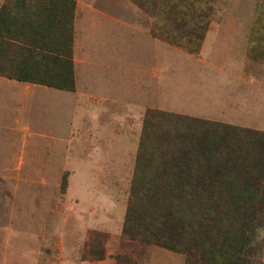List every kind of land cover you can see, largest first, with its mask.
I'll return each mask as SVG.
<instances>
[{
    "label": "rangeland",
    "instance_id": "1",
    "mask_svg": "<svg viewBox=\"0 0 264 264\" xmlns=\"http://www.w3.org/2000/svg\"><path fill=\"white\" fill-rule=\"evenodd\" d=\"M153 1L76 0L80 93L39 84L21 112L0 97V264H190L123 232L143 120L160 109L264 130V0L205 1L202 35ZM258 240L263 261L264 229Z\"/></svg>",
    "mask_w": 264,
    "mask_h": 264
},
{
    "label": "trees",
    "instance_id": "2",
    "mask_svg": "<svg viewBox=\"0 0 264 264\" xmlns=\"http://www.w3.org/2000/svg\"><path fill=\"white\" fill-rule=\"evenodd\" d=\"M207 0H160L155 11L207 30ZM76 0H4L0 75L75 91ZM67 178H64V181ZM264 130L147 110L123 222L126 236L156 241L190 264H264ZM94 241V240H93ZM100 244V243H99ZM91 252L104 257V249ZM196 252V253H194ZM192 258V259H191Z\"/></svg>",
    "mask_w": 264,
    "mask_h": 264
},
{
    "label": "crops",
    "instance_id": "3",
    "mask_svg": "<svg viewBox=\"0 0 264 264\" xmlns=\"http://www.w3.org/2000/svg\"><path fill=\"white\" fill-rule=\"evenodd\" d=\"M4 2V0H0V6L2 5V3ZM14 82H17V83H14ZM77 84V83H76ZM39 84H35V83H30V82H24V81H17L16 79H10L8 77H5V76H1L0 75V97L1 96H6L7 93L9 92V95H13L15 97L13 103L14 105L16 106L17 108V112H21L24 107H21V109H19L20 105L24 104V98L25 97H28V96H31V95H37L38 93V89H36V87L38 86ZM80 91H79V88H78V84L76 85V91L74 94H79ZM81 97L82 96H87L86 94H82L80 95ZM80 97V98H81ZM13 105V106H14ZM2 106H0L1 108ZM3 122H6V126L9 127L12 131H18L17 129H20L21 127L19 126V124L21 123H25L27 124V127H23L22 129L23 132H25V134L27 136H31V130L29 128L30 126V122L29 121H26V122H21L20 120L18 121H13L12 123L9 122V121H2ZM7 123H11L10 125H8ZM13 124H17V125H13ZM26 131H28V133H26Z\"/></svg>",
    "mask_w": 264,
    "mask_h": 264
}]
</instances>
